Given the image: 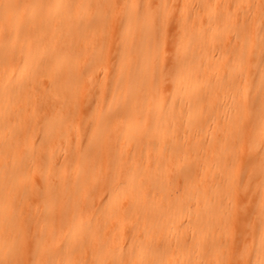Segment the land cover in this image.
<instances>
[{
	"label": "bare ground",
	"instance_id": "1",
	"mask_svg": "<svg viewBox=\"0 0 264 264\" xmlns=\"http://www.w3.org/2000/svg\"><path fill=\"white\" fill-rule=\"evenodd\" d=\"M172 1L0 0V264L264 261V0Z\"/></svg>",
	"mask_w": 264,
	"mask_h": 264
},
{
	"label": "rangeland",
	"instance_id": "2",
	"mask_svg": "<svg viewBox=\"0 0 264 264\" xmlns=\"http://www.w3.org/2000/svg\"><path fill=\"white\" fill-rule=\"evenodd\" d=\"M222 3H223V1H222ZM179 4H180V0H174V1H172V5L173 6H178ZM106 9H109V8H107L105 6H102L100 8V12L101 13H104L103 11H106ZM109 11H108V13H109ZM235 19L238 20L237 18H235ZM177 21H178L177 20V16H170L169 19H168V25H167V31H166V36H167L168 43H169V40L171 42L173 39H175L176 35L179 32V28L176 26ZM153 32H155V33H158L159 32V27H157V25L156 26L154 25ZM118 37H120V36H118ZM99 38H100V41L103 42L106 37L104 35H101ZM171 54H172V57H168V58H165L164 59L163 67H166L167 65H170L171 68H173L175 66L177 56H174V54L172 52H171ZM111 55H112L110 57L111 61H109L108 66H107V69L109 68L110 70H112L113 61H114V59H113L114 58V54H111ZM138 63H139L138 61L133 60V63L131 65V67H130V71L132 73H135L137 71V69H138L137 68L138 67ZM163 73L164 72H162L161 74H159V77H157V78L155 76L154 79H155L156 82L159 79H161L160 81H163V80L164 81H167V79L170 80L172 78L174 72L172 71V73L170 74V76H167L166 74L163 75ZM93 77L96 79V82L97 83H100L99 81H101L100 80L101 79V75L99 74V72L94 73L93 74ZM105 82H106V84L104 85V88H105V91L106 92H105L104 97H103V103H102L103 104V108L106 107L107 104H109V98H110V94H111L110 93L111 88L113 87L112 90H113V94L114 95L118 94V92L122 88L121 85H119V86L112 85L113 84V79L111 78L110 75L106 77ZM99 88L96 85L94 86V90H96V91H98ZM119 101H120L119 103H122V99H120ZM39 110H40L39 111L40 113H38L37 116H38L39 119H42L46 115V112L47 111L45 109L44 110L43 109H39ZM252 232H253L252 229H249V228L244 230V234H246V233L247 234H251ZM247 238H248L247 236H244V237H242L240 239V241H239L240 248H242L243 245L247 242Z\"/></svg>",
	"mask_w": 264,
	"mask_h": 264
},
{
	"label": "snow or ice",
	"instance_id": "3",
	"mask_svg": "<svg viewBox=\"0 0 264 264\" xmlns=\"http://www.w3.org/2000/svg\"><path fill=\"white\" fill-rule=\"evenodd\" d=\"M261 264H264V261H261Z\"/></svg>",
	"mask_w": 264,
	"mask_h": 264
}]
</instances>
